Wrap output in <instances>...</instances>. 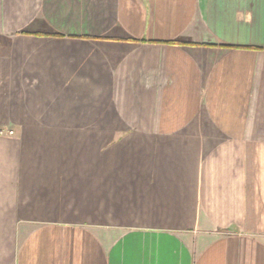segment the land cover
Here are the masks:
<instances>
[{"label":"crops","instance_id":"crops-1","mask_svg":"<svg viewBox=\"0 0 264 264\" xmlns=\"http://www.w3.org/2000/svg\"><path fill=\"white\" fill-rule=\"evenodd\" d=\"M0 130V264H264V0H0Z\"/></svg>","mask_w":264,"mask_h":264},{"label":"built area","instance_id":"built-area-1","mask_svg":"<svg viewBox=\"0 0 264 264\" xmlns=\"http://www.w3.org/2000/svg\"><path fill=\"white\" fill-rule=\"evenodd\" d=\"M6 132H7L8 134H11V133H12V130H7ZM0 133H3V131L0 130Z\"/></svg>","mask_w":264,"mask_h":264}]
</instances>
